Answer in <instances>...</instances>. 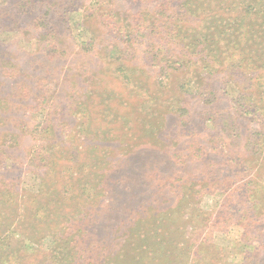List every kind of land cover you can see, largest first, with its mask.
<instances>
[{
  "label": "rangeland",
  "instance_id": "rangeland-1",
  "mask_svg": "<svg viewBox=\"0 0 264 264\" xmlns=\"http://www.w3.org/2000/svg\"><path fill=\"white\" fill-rule=\"evenodd\" d=\"M93 1L0 0V215L20 217L24 208L33 216V195L52 168L63 195L72 191L63 212L50 205L40 213L52 218L42 224V238L30 240L40 252L23 264H52V236L43 239L44 229L65 225L82 229L79 249L94 264H179L180 254L187 264L207 256L240 264L247 250L264 253V236L239 222V212H247L248 222L259 220L264 228V211L255 212L251 195L233 207L226 193L248 179L224 165L228 152L245 153L232 137L264 130L253 114L264 108V85L251 83L253 72L199 76L220 98L204 106L179 88L188 72L164 84L156 63L145 62L141 52L151 43L156 49L157 37L133 34L122 43L99 20L105 11L120 13V27L131 33L136 15L154 19L166 0H103L99 7ZM22 2L29 5L23 11ZM231 4L227 20L235 14ZM196 25L181 27L189 33ZM111 43L120 49L116 59L107 54ZM122 65L142 80L127 86L117 71ZM257 74L264 78V69ZM263 159H250L253 194L264 186ZM53 212L63 219L57 222ZM228 215L238 223L213 225ZM143 221L148 231L139 236ZM10 232L13 239L22 230ZM202 242L204 252H196Z\"/></svg>",
  "mask_w": 264,
  "mask_h": 264
},
{
  "label": "trees",
  "instance_id": "trees-1",
  "mask_svg": "<svg viewBox=\"0 0 264 264\" xmlns=\"http://www.w3.org/2000/svg\"><path fill=\"white\" fill-rule=\"evenodd\" d=\"M140 1L144 3L152 2V0ZM173 1L175 4V0L161 2L158 5V9L154 12L153 16H156L154 19L147 20L150 17L149 15L148 17L143 15L146 14L143 12V14L139 13L136 15L138 22L135 23L131 33L120 27V13L113 12L108 14L105 11L99 20L102 27L107 32L113 34L115 39L120 38L122 43L131 42L133 34L140 36L146 35L147 38L151 39L157 37L155 40L158 43L156 49H153L155 47L151 43L148 48L141 52L145 62L156 63L154 65L159 71L158 74L160 77H163V79H160V82L164 84L168 82L167 84L173 85L171 79L176 78L173 77L174 75H179L181 72L187 74L188 72L189 76L183 80L179 88L181 92L191 93L192 97L199 98L204 106H215L220 98L218 97L216 89L211 84L207 86V84L204 85L199 81L198 77L202 75L207 78H217L219 75L217 74L218 72L228 74H234L238 71L247 72V74L253 72L251 83H259L257 87L262 89L264 78L259 77V74H257L256 78L254 74L258 73L260 69H264V0H180L178 5L171 8L172 12L167 16L168 12L166 11L170 10L169 6H172ZM230 2L232 3L231 5H235L234 8H230V10L235 11V14H233L232 19L227 20L223 13L225 14L229 11ZM238 3L240 6L237 5ZM93 4L95 7H99L101 4L105 5L106 2L103 0H94ZM28 7L29 5L25 4V2L20 4L22 11ZM33 9L35 8L33 7ZM154 20H160L162 23L161 27L158 26V21ZM194 21L197 22V27L195 30L194 28L191 29L193 30L192 32L187 33L181 27L183 22ZM164 27H166L165 34L163 32ZM119 51L120 49L112 44V47L107 49V54L111 58L116 59L115 56H117ZM117 69L119 77L127 86H133L136 81L142 80L133 69L125 65ZM164 84L160 85L163 86ZM144 86L145 88L147 87L146 85ZM182 104L183 101L180 102L178 107L180 108ZM87 111L89 113L88 109ZM253 114L259 115L260 120L264 122V108H255ZM242 135L247 140L244 145L242 143ZM231 141H234L233 143L239 146L237 148L243 147L245 153L228 152L224 156L226 158L224 165L229 170H235L238 174H242V176L246 175L248 181L237 189L230 186L229 188L232 187L231 194L228 195V192L226 193L227 199L233 207L238 209L241 205L240 202L247 201L250 197L249 195H251L255 198L253 205L257 209L255 212L264 211V194H262L264 192V186L258 187L259 189L254 187L256 191L253 194V190L249 188L251 185H247L256 183L255 179L248 175L251 171L249 166L257 156L264 155V130H251L249 136H245L239 131L235 137H232ZM251 158L252 161H250ZM227 163L229 166H227ZM48 173L52 174L50 180L47 177H43V179L45 181L47 180L49 185L44 181L42 188L33 195L34 202L31 206L36 205L35 209L31 212L33 216H27L26 209L24 208L21 210L20 217L16 218H13V216L8 217L4 212L1 213L0 264H23L29 257H33L37 252H40V244L36 247L30 243V240L35 236H40L38 238L41 239L43 236L42 224L47 219L50 220L52 218L49 213L51 217L47 218V216L43 219L40 213L47 211V209L50 210V205L55 206L54 210L57 213L63 212L64 205L69 200V193L72 191L69 189L68 195H63L57 188V181L59 179L57 178L59 174L57 170L55 171L52 168ZM240 180L242 181V178ZM90 190L92 191V189H88L87 191L91 193ZM239 192L240 194L237 196L236 193ZM43 201H46V203L44 204ZM60 214L56 215L53 212V215H55L54 218L57 217V222L61 221L60 219L64 217V215ZM223 214V212H220V216ZM247 215V212H239V222H243L245 230L247 231L248 225L252 224L254 226L253 233L257 232L261 236H264V228L257 226L259 225V220L248 222L247 219L249 217ZM202 216L197 215L196 217L203 224ZM231 218L235 221L233 216ZM231 218L228 215L213 220V225L224 219V227L228 228L231 224ZM235 223L238 222L235 221ZM47 224H49L48 221ZM147 224V221H143L141 225L142 232L139 236L148 231ZM11 227L14 231L15 229L22 230L13 239L12 232H10ZM44 230L47 233L43 239L49 238L50 235L52 236V264H94L89 258V254L83 255L81 254L82 250L79 249V245H81L79 238L82 235V229L80 227L71 226L69 228L66 225L65 227L57 226L56 230L52 226H48V228L46 226ZM17 237L21 239H16ZM205 246L206 242L198 243L197 247L199 248H197L196 252L200 253L201 250L204 252ZM253 249L254 251L247 250L245 252L242 263L240 264H264V253L258 251L257 248ZM28 250H31V252L29 253ZM179 257L181 258L179 264H187L186 262L183 263L184 255L180 254ZM195 263L223 264L219 260L217 262L211 256L199 259ZM173 264H176V262H173Z\"/></svg>",
  "mask_w": 264,
  "mask_h": 264
}]
</instances>
